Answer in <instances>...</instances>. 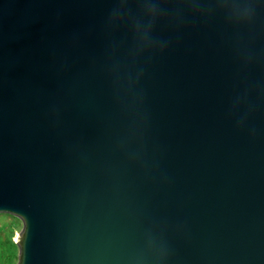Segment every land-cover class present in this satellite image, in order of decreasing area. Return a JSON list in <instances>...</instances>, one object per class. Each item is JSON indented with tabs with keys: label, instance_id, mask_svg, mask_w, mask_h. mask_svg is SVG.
<instances>
[{
	"label": "water",
	"instance_id": "obj_1",
	"mask_svg": "<svg viewBox=\"0 0 264 264\" xmlns=\"http://www.w3.org/2000/svg\"><path fill=\"white\" fill-rule=\"evenodd\" d=\"M0 214L17 264H264V0H0Z\"/></svg>",
	"mask_w": 264,
	"mask_h": 264
},
{
	"label": "rangeland",
	"instance_id": "obj_2",
	"mask_svg": "<svg viewBox=\"0 0 264 264\" xmlns=\"http://www.w3.org/2000/svg\"><path fill=\"white\" fill-rule=\"evenodd\" d=\"M23 231L22 221L12 215L0 214V250L4 254V264H17L19 248L14 238Z\"/></svg>",
	"mask_w": 264,
	"mask_h": 264
},
{
	"label": "snow or ice",
	"instance_id": "obj_3",
	"mask_svg": "<svg viewBox=\"0 0 264 264\" xmlns=\"http://www.w3.org/2000/svg\"><path fill=\"white\" fill-rule=\"evenodd\" d=\"M15 240L19 239V235H17V237L14 238ZM0 264H4V254L3 251L0 250Z\"/></svg>",
	"mask_w": 264,
	"mask_h": 264
}]
</instances>
